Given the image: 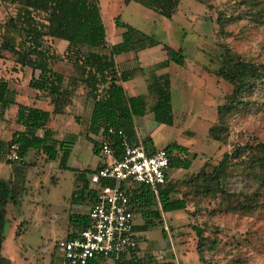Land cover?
Returning <instances> with one entry per match:
<instances>
[{
  "label": "rangeland",
  "instance_id": "374dc122",
  "mask_svg": "<svg viewBox=\"0 0 264 264\" xmlns=\"http://www.w3.org/2000/svg\"><path fill=\"white\" fill-rule=\"evenodd\" d=\"M240 1L178 0L168 19L145 6L143 0H95L108 45L120 41L123 28L116 26V19L157 42L152 47L113 57L117 73L133 69V75L120 83L124 95H144L149 104L152 99L146 95V84L150 75L167 73L169 77L172 125L154 122L149 113L134 117L135 126L142 136L138 140L146 150L152 146L162 149L170 143H176L189 154L196 155L186 170L167 171V181L174 182L180 193L188 191L186 208L165 212L161 216V224L137 233L138 256L143 258L145 264H264V216H245L219 210L218 195L213 198L196 195L193 188L182 183L202 168L209 171L221 155L234 146L264 142V91L258 89L245 96V106L238 107L226 116L224 142L214 141L208 136L209 127L216 121L217 106L224 103L232 89L229 83L215 74L223 50L226 48L255 61L264 59V24L250 20L248 11L255 6L239 4ZM249 1L260 4L263 0ZM13 13V5L0 1V23ZM220 13L236 18L232 22L220 24L216 21ZM17 41L18 37L15 36ZM43 43L51 54V69L61 72L63 85L70 86L72 75L78 77V74L69 62L71 54L65 52V41L46 37ZM163 46L179 52L182 56L181 65L169 61L165 68L153 69L156 64L167 60ZM89 50L98 51L80 47L81 54ZM30 75L29 68H20L12 55L3 52L0 78L8 81V89L14 92L13 99L24 105H30L35 92L26 85ZM74 85L71 93L80 87L77 96L82 99L75 97L78 104H81V111L71 108V112L64 116L66 118L63 123L51 115L46 125L56 132L58 138L62 134L76 133L78 125L70 116L75 112L80 113L76 118L84 124L87 120L86 112L91 107L83 85L76 81ZM39 97L44 96L40 94ZM69 99L67 102L70 105L71 97ZM34 106L47 110L51 108L47 98L37 101ZM13 110V105L9 106L6 115L13 116ZM132 125L134 130L133 121ZM82 141L81 130L77 140L79 153L70 164L75 166L74 161L83 166L87 164L86 169L78 167L79 170H59L57 160L47 161L33 149L27 150L22 158L25 165L30 163L31 166L25 169L23 176H12L16 188L21 187V190L17 202L14 205L8 203L5 207L4 240L0 249L10 264H64L61 251L55 248L54 243L77 232V224L82 216L88 221L91 193L95 188V185L88 182V169L93 165L94 155L101 159L99 154H91L87 142H83L80 147ZM101 160L104 164L112 159ZM235 181L232 178L229 186L234 188ZM138 186L132 184L127 190ZM180 193L174 197H180ZM156 208H159L157 203L149 207ZM132 214L133 223L140 224V216ZM192 227H198L208 243L214 241L213 248L208 249L207 243L198 254L197 236ZM101 263L113 264L110 259Z\"/></svg>",
  "mask_w": 264,
  "mask_h": 264
},
{
  "label": "trees",
  "instance_id": "16d2710c",
  "mask_svg": "<svg viewBox=\"0 0 264 264\" xmlns=\"http://www.w3.org/2000/svg\"><path fill=\"white\" fill-rule=\"evenodd\" d=\"M4 4L14 6V13L6 21L0 23V59L3 52L14 57L20 67L31 70L27 87L37 92L35 99L47 98L50 110L33 105H24L14 101L13 91L8 89L7 80L0 78V116L9 106L15 107L14 122L21 126V130L14 131L6 141L0 140V162L11 164L5 159L10 144H17V154L20 160L16 175L23 176L27 167L22 158L27 150L33 149L43 155L45 160H57L59 170L69 169L66 160L71 152L76 136L72 133L64 134L60 138L54 137V132L46 127L51 115L60 114L71 97L75 87L74 81L82 84L86 95L91 101L88 118L87 133L97 135L99 132L113 149V158L119 160L122 155L119 136L107 133V129L121 130L130 142H134L135 132L132 120L149 113L154 122L172 125L169 77L167 73L151 74L146 84V95L151 102L146 103V96L136 95L126 97L120 85L133 75V69L121 70L117 73L113 57L129 51H137L157 45L152 37L119 22L116 26L123 28L120 41L107 44L104 27L95 0H0ZM145 6L157 15L170 18L178 0H143ZM201 2L202 0H194ZM254 1L242 0L239 4L255 6L248 11L249 19L264 24V0L253 4ZM234 16L220 13L216 19L218 23H228ZM15 36L18 41L15 42ZM65 41V52L71 54L69 62L77 71L78 77L72 75V84L63 85V75L50 67L51 54L45 47L44 38ZM80 47L92 48L80 53ZM167 60L156 64L153 69H163L168 62L181 65L182 56L177 50L163 46ZM215 74L232 87L230 94L225 97L223 104L216 108V121L208 129V136L217 142H224L227 130L226 116L238 107L245 106L244 99L254 89L264 91V59L255 61L224 49L219 68ZM68 101V102H67ZM40 131V134H38ZM91 142V152L98 154L96 141ZM144 145V144H143ZM145 147V146H144ZM155 149L148 148L147 153ZM168 157V170H186L196 155L189 154L184 147L170 143L162 148ZM98 168V167H97ZM21 174V175H20ZM167 178V172L165 173ZM234 178V188L229 182ZM184 185L193 188L196 195L213 198L219 196V210L238 213L245 216L260 214L264 216V142L253 145L244 143L234 146L229 152H224L209 171L203 168L194 176L182 181ZM14 180L0 179V249L4 240L3 229L5 223V207L8 203L15 204L20 194ZM180 193L174 182L167 181L158 188L155 199L144 186L127 190L132 213H137L142 222L134 223V232L147 231L150 227L161 224V213L184 210L186 208V194ZM180 193V197H174ZM93 196V193H91ZM92 196L90 200H92ZM159 208L149 209L153 204ZM79 230L87 225L84 216L77 224ZM78 230V231H79ZM197 236L196 252L201 253L208 243L201 235L198 227H192ZM77 231V232H78ZM77 232L66 235L72 238ZM164 236V231L161 229ZM137 247L133 257L135 261H112L113 264H145L138 256L139 238L136 235ZM214 241L208 243V249L213 248ZM200 261H203L199 257ZM0 264H10L9 260L0 253ZM89 264H97L90 262Z\"/></svg>",
  "mask_w": 264,
  "mask_h": 264
},
{
  "label": "built area",
  "instance_id": "2783aa9c",
  "mask_svg": "<svg viewBox=\"0 0 264 264\" xmlns=\"http://www.w3.org/2000/svg\"><path fill=\"white\" fill-rule=\"evenodd\" d=\"M107 133L119 136L122 155L115 160L110 144L100 132L96 135L101 159L112 160L87 175L88 182L95 185L87 225L72 238L54 243L64 264H102L105 259L134 262L137 242L127 188L144 186L157 198L158 188L166 182L168 157L162 149L147 153L140 140L130 142L121 130L108 128ZM5 159L20 160L17 144L9 145Z\"/></svg>",
  "mask_w": 264,
  "mask_h": 264
},
{
  "label": "crops",
  "instance_id": "0c3cea01",
  "mask_svg": "<svg viewBox=\"0 0 264 264\" xmlns=\"http://www.w3.org/2000/svg\"><path fill=\"white\" fill-rule=\"evenodd\" d=\"M6 80V79H5ZM8 82V81H7ZM79 89H80V87H78V91L77 90H75V92H73L72 93V96H71V104L69 105V104H67L66 106H65V108H64V110H63V114H56L55 115V119H57V120H60L62 123H63V121L65 120V118L66 117H64V116H66V114L68 113V112H71V111H69V110H71V108H72V110H73V108H76L75 110H80L81 111V108L82 107H80L81 106V104H78V101H76V97H75V95L77 96L78 94H79ZM35 94H36V91L34 92V95H33V100H31V102H30V105H33V104H35L37 101H39V100H42V97L41 98H39V100H37V99H35ZM74 94V95H73ZM77 98H79V99H82V97H79V96H77ZM15 101V100H14ZM84 101L87 103V101H86V98L84 97ZM17 102V101H16ZM19 103V102H18ZM81 103H83V101L81 102ZM14 107V106H13ZM6 111H7V109L6 110H4V112H3V114H2V116H0V140H2V141H6V140H8L9 138H10V136H11V134L14 132V131H19V130H21L22 128H21V126L20 125H18V124H16L15 122H14V114H15V107H14V112H13V116H11V117H8L7 115H6ZM89 113H90V109L88 108V110H87V112H86V117H87V120L84 122V124L83 123H80V122H78V121H81V119H79V120H77V118L76 117H78V116H80V113H77V112H75L74 113V115H71L70 116V118H72L76 123H77V128H78V130H77V132L76 133H72V134H74L75 136H76V139H75V141H74V144H73V146H72V149H71V152H70V154H69V156H68V158H67V160H66V166L68 167V168H72V169H75V170H79L80 168H83V169H86V168H88L87 167V164H85L84 166L83 165H80L79 163H77V162H73V163H75L76 165L75 166H72L71 164H70V162L72 161V159L74 158V156L76 155L77 156V153H79V150H78V144H77V140H78V135L80 134V131L82 130V135H83V141L81 142V145H80V147H82L83 146V142H87L88 144V147H89V149L91 150V142L90 141H95V139H96V135L94 136V135H92L91 133H87V126H88V118H89ZM54 116V115H53ZM59 116V117H58ZM60 116H61V118H60ZM51 118V117H50ZM133 121V124H134V131H135V137L138 139L139 137L141 138L142 136H141V134H140V131H138L137 130V127L135 126V120H132ZM12 127H11V126ZM10 126V127H9ZM48 127V126H47ZM80 127H81V130L79 131V129H80ZM49 129H50V127H48ZM50 130H52V129H50ZM53 131V130H52ZM7 134L6 135V137H3V135L4 134ZM38 134H40V131H38ZM66 134H68V133H66ZM144 134V136H146V134L145 133H143ZM64 134H62L61 135V137L63 136ZM54 137H56V138H58L57 136H56V132H54ZM59 138H60V136H59ZM76 144H77V147H76ZM150 148V147H149ZM152 149H157V148H154L153 146H152ZM91 154H93V153H91ZM94 157V161H93V165L88 169L90 172L91 171H93L94 169H96L97 167H100L101 165H102V160L101 159H99V158H97V155H94L93 156ZM74 160V159H73ZM23 161V160H22ZM11 162V161H10ZM18 167L19 165H18V163L17 162H11V164H6V163H3V162H0V179H3V180H10V181H12V176H16V177H19V175H16L15 173H17V171H13V168L14 167ZM78 167H79V169H78ZM27 170V169H26ZM25 170V171H26ZM26 173V172H25ZM25 173H22V175H24ZM21 175V174H20ZM7 206V205H6ZM163 214L164 213H161V216H163Z\"/></svg>",
  "mask_w": 264,
  "mask_h": 264
}]
</instances>
